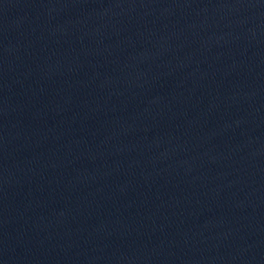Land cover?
<instances>
[{
	"label": "water",
	"instance_id": "1",
	"mask_svg": "<svg viewBox=\"0 0 264 264\" xmlns=\"http://www.w3.org/2000/svg\"><path fill=\"white\" fill-rule=\"evenodd\" d=\"M0 264H264V0H0Z\"/></svg>",
	"mask_w": 264,
	"mask_h": 264
}]
</instances>
